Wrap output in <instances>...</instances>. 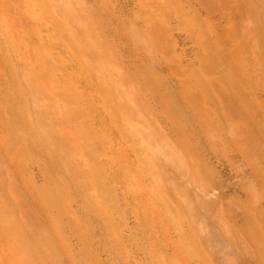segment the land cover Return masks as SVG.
<instances>
[{"label": "rangeland", "instance_id": "374dc122", "mask_svg": "<svg viewBox=\"0 0 264 264\" xmlns=\"http://www.w3.org/2000/svg\"><path fill=\"white\" fill-rule=\"evenodd\" d=\"M263 115L264 0H0V165L59 176L90 264H264Z\"/></svg>", "mask_w": 264, "mask_h": 264}, {"label": "bare ground", "instance_id": "6f19581e", "mask_svg": "<svg viewBox=\"0 0 264 264\" xmlns=\"http://www.w3.org/2000/svg\"><path fill=\"white\" fill-rule=\"evenodd\" d=\"M251 100L259 114V104ZM261 119L264 140V115ZM2 146L7 158L0 165V264H90L88 227L59 176L41 166H22Z\"/></svg>", "mask_w": 264, "mask_h": 264}]
</instances>
